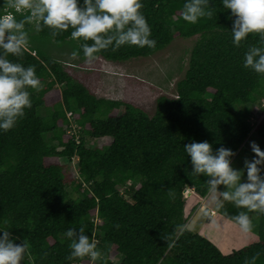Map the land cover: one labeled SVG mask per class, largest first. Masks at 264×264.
Returning a JSON list of instances; mask_svg holds the SVG:
<instances>
[{"label":"trees","instance_id":"trees-1","mask_svg":"<svg viewBox=\"0 0 264 264\" xmlns=\"http://www.w3.org/2000/svg\"><path fill=\"white\" fill-rule=\"evenodd\" d=\"M184 2L142 0L140 11L156 41L154 48L110 46L97 54L125 61L150 56L177 37L198 35L176 94L159 95L151 115L134 103L96 96L46 55L40 46L44 40H68L84 58V41L71 38L73 29L53 35L47 26L37 31L25 25L28 48L19 57L7 58L34 66L42 87L28 89L31 108L14 128L0 132V227L17 238L14 243L27 241L22 264L89 263L88 258L66 259L70 241L64 233L83 227L92 238L94 226L102 233L97 264H115L117 258L119 264H163L168 253L171 264H264V213L259 212L255 240L229 253L184 228L187 187L204 197L211 179L192 173L184 145L207 141L213 153L224 147L235 155L252 128L249 116L254 113L248 104L264 99V74L243 67L249 47H264L259 36L249 34L236 47L230 32L234 17L221 0H210L213 15L195 24L181 18ZM3 4L6 0H0V14ZM70 118L73 132L67 131ZM253 133L264 140V116ZM87 137L104 143L87 145ZM128 180L129 199L120 191ZM70 184L76 197L67 190ZM240 211L250 215L231 202L217 213L234 222Z\"/></svg>","mask_w":264,"mask_h":264},{"label":"clouds","instance_id":"clouds-1","mask_svg":"<svg viewBox=\"0 0 264 264\" xmlns=\"http://www.w3.org/2000/svg\"><path fill=\"white\" fill-rule=\"evenodd\" d=\"M221 3L234 17L230 30L234 46L240 47L249 34H257L264 43V0H221ZM209 4L210 0H185L181 18L195 24L203 17H211L213 13ZM142 7V0H82V3L81 0H6L0 14V49L3 50L0 54V132L14 128L24 117L25 110L31 108L28 89L42 87L34 66H24L7 58L9 54L19 57L28 48L26 24H32L37 31L47 26L53 30V35L73 29L70 36L73 40L84 41L81 50L85 62L90 64L99 52L110 46L113 49L123 45L156 46L155 39L150 38L151 28L140 11ZM16 14H23V18L17 19ZM71 55L76 57L78 53L73 51ZM243 67L264 74V47H249L244 53ZM262 101L264 99L258 105V113L264 111ZM250 147L254 156L244 161L242 171L246 173V182L241 183L242 171L230 166V157L234 155L231 149L220 147L213 153L212 145L207 141L184 145L183 151L190 158L192 173L210 177L207 183L212 193L217 191L218 185L231 189L220 192L219 198L211 196L216 210L228 201L237 208L264 213V176L261 175L264 172V150L255 142H250ZM203 211L207 215L208 209ZM232 219L242 233L252 230L247 211H240ZM64 237L70 241V253L66 257L69 261L88 258L90 264H97L101 260L97 241L86 235L83 227L68 228ZM16 239L8 229L0 227V264H22L29 245L25 239L14 243Z\"/></svg>","mask_w":264,"mask_h":264},{"label":"rangeland","instance_id":"rangeland-1","mask_svg":"<svg viewBox=\"0 0 264 264\" xmlns=\"http://www.w3.org/2000/svg\"><path fill=\"white\" fill-rule=\"evenodd\" d=\"M197 38L198 35L187 38L177 37L165 48L150 56L136 57L125 61H109L97 55V58L90 64L85 62V58H80L78 55L72 57L71 54L75 49L68 40L61 43L44 40L40 46H42L47 56L60 61L73 78L83 83L96 96L121 99L134 103L151 115L154 111L156 98L159 95L173 96L176 94V83L183 78L188 68L190 52ZM260 101L261 99L248 104L250 107L253 106V112L259 111ZM123 110V106H121L118 112L122 113ZM41 113L43 114L44 110H41ZM262 114H264V111L262 113L257 112L249 117L252 127L256 125ZM70 121L73 122L72 118H70ZM47 137H49V134H47ZM250 142H255L261 150H264V140L253 133V131H250L235 158H232L233 161L230 160V166L233 169L242 171L244 169V161L253 158L254 154L251 151ZM103 143L104 140L102 139L87 137V145H100ZM60 149L61 147H58V150ZM60 161L66 163V159L61 158ZM75 163L76 160L74 159L71 162L74 168ZM263 174L264 172L261 173V175ZM77 180L79 181V178ZM240 182H246V173L244 171H242ZM130 183L131 181L128 180L120 188V191L127 199H129V195L125 190ZM72 187L73 184L68 185L67 190L72 197H76L77 194ZM222 191H231V189L224 185H218L215 192L217 197ZM212 195L214 193L209 190L208 198L203 199L204 201L202 202L201 198L194 192L193 187L191 189L187 187L184 204L185 218L189 219L193 210L201 206V204L205 208L208 207L207 215L204 214V211L191 215L187 228L205 236L223 253H229L253 242L258 232L259 211H250L249 217L252 220V230L248 233H242L238 225L217 213L218 210L215 209L214 204L211 202ZM227 202L225 201L224 204ZM210 208L216 210L217 214L209 212ZM196 223L201 225L197 227ZM170 255L168 253L165 256L163 264H171ZM114 262L119 264V258L114 259Z\"/></svg>","mask_w":264,"mask_h":264},{"label":"built area","instance_id":"built-area-1","mask_svg":"<svg viewBox=\"0 0 264 264\" xmlns=\"http://www.w3.org/2000/svg\"><path fill=\"white\" fill-rule=\"evenodd\" d=\"M261 106L264 108V101H262L261 102ZM68 116L70 115V113H68L67 114ZM68 132H73V131H75V123H73L72 121H71V123H70V126H69V128H68V130H67ZM82 184L85 186V185H87V183H85V182H83L82 181ZM131 184V183H130ZM188 189H191V187H188ZM122 193V192H121ZM94 222L96 223L97 221H98V219H97V217L96 216H94ZM102 236V233H101V231L99 230V228H97V226H94V228H93V230H92V239H94V240H96L97 242H98V240L100 239V237ZM71 264H76V263H71ZM87 264H90V262L89 263H87Z\"/></svg>","mask_w":264,"mask_h":264},{"label":"crops","instance_id":"crops-1","mask_svg":"<svg viewBox=\"0 0 264 264\" xmlns=\"http://www.w3.org/2000/svg\"><path fill=\"white\" fill-rule=\"evenodd\" d=\"M242 147V146H241ZM238 152V151H237ZM237 152H236V154H237ZM236 154L232 157L233 159L235 158V156H236ZM231 158V161H233V159ZM208 195H209V192L207 193V196H204V198L203 197H199V198H201V201L203 202L204 200L203 199H207L208 198ZM214 195H216V193H214ZM217 196V195H216ZM219 198V197H218ZM198 207H200V208H198ZM197 208H195L194 210H193V212H192V216L194 215V213H199L200 211H203L204 209H205V206H202V204H201V206H198ZM208 208V207H207ZM213 211H215V212H213ZM209 212H211V213H213V214H215L216 213V210H214V209H212V208H210L209 209ZM217 214V213H216ZM191 215H190V217H191ZM222 216V215H221ZM190 217H189V219H190ZM187 220L185 221V224H184V228H186V229H188L187 228V223H188V221H189V219L188 218H186ZM198 219V218H197ZM226 219V218H225ZM196 225H197V227H199V225H201V224H199L198 225V223H196Z\"/></svg>","mask_w":264,"mask_h":264}]
</instances>
